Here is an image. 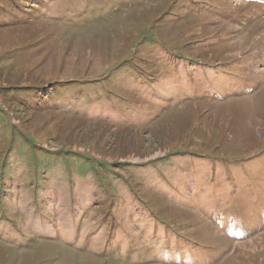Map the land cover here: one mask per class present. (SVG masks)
<instances>
[{
    "label": "rangeland",
    "instance_id": "1",
    "mask_svg": "<svg viewBox=\"0 0 264 264\" xmlns=\"http://www.w3.org/2000/svg\"><path fill=\"white\" fill-rule=\"evenodd\" d=\"M0 264H264V0H0Z\"/></svg>",
    "mask_w": 264,
    "mask_h": 264
}]
</instances>
